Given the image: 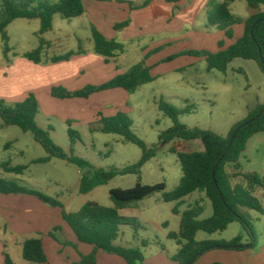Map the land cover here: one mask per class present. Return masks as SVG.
Here are the masks:
<instances>
[{"label": "rangeland", "instance_id": "1", "mask_svg": "<svg viewBox=\"0 0 264 264\" xmlns=\"http://www.w3.org/2000/svg\"><path fill=\"white\" fill-rule=\"evenodd\" d=\"M15 1L19 5L24 3V0ZM60 1L49 0L51 4H57ZM240 3L244 8L249 7L243 0ZM261 9L264 13V6ZM233 12L243 18L247 16L246 10L240 9L239 4L234 8ZM4 14L5 9L0 1V19ZM92 28L93 26L89 24L87 17L66 20L60 15H56L52 30L41 35L40 20L18 19L7 29L9 47L11 49V52L7 55L4 51L2 36L0 35V60L6 61L12 59V57L14 60L17 58L25 59L23 55L37 50L42 42L46 43L43 49L44 61L42 64H56L46 60L64 56L70 52H74L75 55L68 61L61 62L68 63L81 56L90 57L89 55L105 60L104 57L95 52ZM158 40H160L159 37L147 35L140 39L119 42L123 45L124 52L118 55L116 63L113 59L107 64L118 65L120 69L127 71L140 63L145 57V52L152 51L155 46L154 43ZM181 46V43H173L172 45H165L164 49L167 48L176 52ZM80 50L84 53L79 54ZM179 58L175 59L177 61L174 60V63L167 62L163 66L154 68L155 74L158 75L159 72L165 71V69L172 71L161 72L162 75L154 82L141 86L134 94H129V99L123 104L124 110L128 111L127 115L132 122L133 132L149 147L157 148L156 156L142 168L140 179L134 175L118 176L108 185L99 187L89 195L80 194V180L84 172L80 171L76 166L58 159H53L47 164H32L34 160L47 157V153L34 140L31 133H24L18 127H7L6 130L0 131V162L12 161V166L28 167L25 174L20 175L19 180L15 182L31 188L33 186L32 182L40 181L41 185L35 187L36 190L47 196L59 199L69 213L78 212L83 205L89 202L112 208L114 203L110 196L111 190L131 189L139 181L143 185L150 186L164 183L166 192H173L179 186L183 177L178 154L180 152H204L205 148L201 141H175L171 143L160 141L161 134L168 131L174 124L160 110L159 103L161 100L169 102L179 109L195 106V111L191 114L181 115L179 122L189 128L212 131L224 138L230 134L237 124L248 118L249 114L258 105H264V73L255 61L237 59L229 65L226 72H209L207 63L204 60H197L188 64L190 57ZM72 65L85 69V65L80 62H74ZM70 67L71 65L65 68L69 69ZM62 69L65 70L64 68ZM97 73L89 68H87L86 72L81 73L83 76L81 82L85 84L84 88L87 86H101L97 85L101 82L99 77L101 75ZM100 73L102 74V72ZM47 79L49 78L47 77ZM49 82L55 81L51 80ZM82 83H79V85ZM76 84L73 80H70L68 83H63L62 81L59 86L71 88L75 87ZM44 85L41 82V94L36 93L37 95H35L40 106L37 123L41 128L49 131L55 144L68 154L73 153L74 156L88 161L98 169L123 170L140 162L143 152L139 147L125 142L120 136L102 133L99 130V121L91 124L81 119L79 122L71 119L73 116L69 106L52 103L55 99L52 100L53 98H51ZM28 88H34V86H25L23 92L27 93ZM29 94L31 95V93ZM1 102L5 101L1 100ZM5 103L14 106L21 102ZM3 123L0 117V126ZM70 127L77 131L80 136V141L74 146H72L68 132ZM9 143L11 144V149H6V145ZM174 148L177 152L173 151ZM20 151H24V156L17 153ZM239 165L244 176L258 174L264 178V133L255 135L249 141ZM228 170L230 173L235 172L232 166L228 167ZM232 183L233 186L237 184L245 185L246 181L243 176H237L232 180ZM200 195L205 194L197 192L186 203L184 208H194L200 203ZM253 196L259 199L264 207V191L257 190ZM160 198H162V194H156L141 202L139 208L142 213L151 217L152 221L155 218L161 220L163 224L168 221L174 229L177 226V221L172 219V205L163 201L157 205V199ZM203 198L205 202L200 204L204 208V213L200 217V221L208 220L213 216L210 200L206 198V195ZM242 212L248 218L255 235L256 246L248 248L251 255L255 256L264 247V216L256 211L247 209H242ZM1 225L0 219V237L3 235ZM124 232L125 238H121V240L132 246H137L143 253L144 261L150 260L148 264L155 262L158 255L157 239L162 246L167 248L170 255L175 254L177 249H179L175 240L165 238L152 225H148L145 229L139 231L140 242L142 243L145 240L148 243L147 248L137 242L134 238V231L130 227H124ZM240 236L244 239L243 244L248 245V243H251L249 234L240 223L235 222L226 231L213 235L199 232L197 240L198 242H229ZM8 251L12 254L15 264H33L23 259L22 247L11 246Z\"/></svg>", "mask_w": 264, "mask_h": 264}, {"label": "trees", "instance_id": "2", "mask_svg": "<svg viewBox=\"0 0 264 264\" xmlns=\"http://www.w3.org/2000/svg\"><path fill=\"white\" fill-rule=\"evenodd\" d=\"M5 9L4 16L0 19V35L4 42L5 54H9L8 27L18 19L40 20L43 35L53 28V21L56 15L63 19L72 20L83 16L86 12L84 0H61L57 4H51L49 0H24L21 5L15 0H0ZM107 1V0H96ZM167 3H178L182 0H166ZM236 0H228L225 3L215 5L209 15V25L225 31L227 38H234L233 27L244 24V35L234 45L218 53L207 51L187 50L169 57L165 62H172L179 57L190 56L203 58L207 63L209 72H226L231 63L237 59L255 61L264 73V13L258 12L243 21L236 18L229 7ZM249 8L258 10L264 6V0H244ZM130 26V22L116 25L115 29L121 31ZM92 37L96 54L105 58L106 63L118 57L124 52L121 43L114 40H107L95 27L92 28ZM41 46L32 53H27L24 58L36 64L43 63V49ZM223 48L224 44L220 43ZM160 49L149 53L144 59L130 68L126 73L117 76L113 80L101 86H87L78 91H69L64 87L52 89L51 96L56 99H88L92 95L113 90L124 89L129 94H134L141 86L150 84L156 80L148 65V59L159 52ZM84 53L82 50L79 54ZM74 52L64 56L53 57L47 62L58 63L68 61ZM160 110L173 121V126L160 136L161 142L171 143L175 141H201L204 145V152H180L178 154L181 163L183 177L179 186L173 192H166L164 183L156 185H143L140 181L131 189H113L110 192L114 203L112 208L103 207L97 203L89 202L78 212L69 213L65 210L64 204L56 198L47 196L37 190L20 185L15 181H9L0 175V196L26 195L33 196L52 208H60L64 221L70 226L80 243L94 246V252L89 256L81 255V261L76 264H97V253L103 251L108 255H116L123 258L127 264H143L144 256L137 248H125L117 246L122 227H130L136 233L145 229V226L136 218H128L120 215V211L129 208L131 205L144 201L156 194H162V201L166 204L178 203L196 192H201L210 200L213 209V216L204 221L200 217L204 213L203 206L198 203L182 214L179 233L170 234L169 238L175 240L180 247L173 261L178 264H194L204 254L215 251H242L256 246L255 235L248 218L243 214L242 209L256 211L264 216V207L259 199L253 194L257 190L264 191V178L258 174L244 176L241 173L239 161L246 151L249 141L257 134L264 133V105H258L244 121L237 124L224 138L212 131L199 128H189L179 122L181 115L191 114L195 106H188L179 109L173 104L161 100ZM39 102L34 94H31L24 102L7 105L0 103V117L7 127H18L24 133H31L34 140L40 144L47 157L34 161V164H47L53 159L65 161L76 166L84 172L81 179L80 193L87 195L95 189L108 185L118 176L134 175L141 178L142 168L157 153L156 147H149L132 130V122L129 116L119 112L111 118L101 117L99 130L104 134H113L123 138L127 143L139 147L143 156L140 162L123 170L98 169L88 161L76 157L73 153L68 154L64 149L55 144L49 131L41 128L37 123L39 115ZM93 130V128H91ZM69 136L72 146L80 141L79 133L69 128ZM174 152L177 150L174 148ZM232 166L234 173H230L228 167ZM1 170L8 174L17 176L24 175L28 167L12 166L10 163H2ZM241 174H240V173ZM237 176H243L245 185L233 186L232 180ZM177 205V206H178ZM174 214L179 213L178 207L173 210ZM238 222L249 234L251 243L243 244V238L237 237L232 241H204L198 242L196 237L199 232L210 235L223 232L228 227ZM60 228H55L50 236L57 240L56 233ZM67 247L77 249V245L62 242ZM146 247L148 243L143 242ZM23 258L27 262L35 264H46L47 255L43 246L42 236L25 241L23 245ZM5 264H14L9 256H6Z\"/></svg>", "mask_w": 264, "mask_h": 264}, {"label": "crops", "instance_id": "3", "mask_svg": "<svg viewBox=\"0 0 264 264\" xmlns=\"http://www.w3.org/2000/svg\"><path fill=\"white\" fill-rule=\"evenodd\" d=\"M227 1L228 0H182L178 3H167L166 0H84L86 12L80 18L87 17L89 24L95 27L109 41L114 40L122 42L124 40L140 39L147 35L159 37L160 40L154 43L155 46L152 51L145 52L146 56L157 49L161 50V52L154 54V56L148 59V65L152 68L151 73L153 77L158 79L160 75H162L161 72L167 73L172 70L165 69V71L159 72L158 75L155 74L154 68L166 64V59L171 56L183 51L196 49L208 51L210 53H218L234 45L243 37L245 29L244 24L233 27L235 32L233 39L227 38L225 31H220L217 27L209 26V15L213 7ZM240 2L241 0H236L232 2L229 7L231 13L236 18L246 21L258 12L263 13L261 9L262 6L258 10H253L249 7L244 8L240 5ZM238 4L240 9L246 10L247 16L245 18L235 15L233 12ZM127 21L130 22L129 27L121 31L115 29L116 25ZM173 43H181L182 46L179 50H176V52L167 48L164 49L165 45H172ZM220 43L224 44L223 48L220 47ZM89 56L90 57L81 56L71 60L72 62H61L56 64H36L22 58L14 60L13 57L6 61L0 60V101L3 100L11 104L24 102L29 97V93L34 95H37L36 93L41 94V82L43 85L46 84L44 86H46L50 96L53 88L63 87L59 86L62 81L63 83H68L70 80H73L77 83L75 87H68L69 89L64 87L69 91L81 90L85 86V84L81 82L83 77L81 73L86 72L87 68L95 70L98 72V75H101L99 76L101 82L97 85L109 82L128 71H123L118 65L107 64L103 58L94 55ZM186 57L190 56L181 58ZM189 59L190 60L187 62L188 64L196 62L197 60H204L203 58L195 57H190ZM46 61H49V59ZM74 62L84 64L85 69L77 68L75 65H72ZM114 62H117V57L114 59ZM174 62L172 61L169 63ZM70 65L71 67L69 69L65 68ZM100 72L107 76L104 74L102 75ZM47 77L49 79H47ZM51 80L55 82L50 83L49 81ZM79 83L82 84L79 85ZM31 85H33L34 88H28L29 90H26L27 93L23 92L25 86L29 87ZM129 97V93L120 88L94 94L88 99H56L51 96V98H53L52 100L55 99L52 103L69 106L73 116L71 119H75V121L78 122L82 120L91 124L98 122L102 116L111 118L116 116L119 112L128 114V111L124 110L125 107L123 104L126 103ZM6 128L7 126L3 123V125L0 126V131L6 130ZM6 149H11L10 143L6 145ZM17 153L24 156V151ZM34 161H32V164H34ZM2 163H10L13 165L12 161L0 162V166ZM1 171L2 170H0V175L2 178L9 181L19 180V176ZM32 183L33 186L31 189L34 190H36L35 187L41 185L40 181H34ZM194 194L185 198L181 205H178V203H170L172 205V219L177 221V226L174 229L168 221L164 224L161 220L156 218L152 221L151 217L142 213L139 204L143 201L121 210L120 215L128 218H136L145 227L152 225L165 238L170 239V234L179 233L182 214L190 209V207L184 208V206ZM203 197H205V195H202L199 199V202L202 204L205 202ZM157 200V205L162 203V198ZM175 207L179 209L178 214H174L173 212ZM0 219L3 232V235L0 237V264H5L6 256H9L15 264L12 254L8 251L9 248L11 246H18L23 249L25 241L37 236H42L43 239L44 250L48 258L46 264H76L81 261V255L89 256L95 250L94 246L78 241L73 230L64 221L60 208L49 207L33 196H0ZM55 228L61 229L56 233L58 241L50 236V233ZM121 238H125L124 227L121 228L120 236L115 244L125 248H137V246L124 243ZM134 238L138 243H141L139 232L136 233L134 231ZM144 241L145 240L142 241V245ZM62 242L75 244L77 245V249L71 246L65 247ZM156 242L159 252L155 262H152V264H178L173 261V257L178 253L180 247L177 245L179 247L177 252L170 255L167 248L162 246L158 239ZM147 247L148 246H146V248ZM159 247H161V249H159ZM149 261L145 260L143 264H148ZM97 264L127 263L119 256L108 255L103 251H98ZM194 264H264V247L255 256L251 255L248 249L242 251L215 250L204 254Z\"/></svg>", "mask_w": 264, "mask_h": 264}]
</instances>
